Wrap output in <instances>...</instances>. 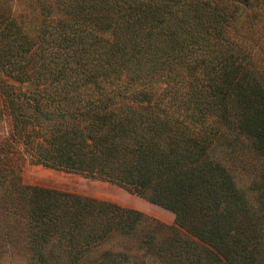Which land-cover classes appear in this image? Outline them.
Wrapping results in <instances>:
<instances>
[{
  "label": "trees",
  "instance_id": "16d2710c",
  "mask_svg": "<svg viewBox=\"0 0 264 264\" xmlns=\"http://www.w3.org/2000/svg\"><path fill=\"white\" fill-rule=\"evenodd\" d=\"M62 2L77 17L92 12L107 22L116 21L113 41L99 38V47L105 49L103 61L113 74L116 66L127 63L126 57L152 62L153 71L167 63L170 50L163 41L158 44L151 31L167 24L171 28V23L177 27L165 34L167 43L181 48L197 34L205 46L211 45L218 53L225 45L226 26L236 13L227 0ZM176 14L183 17L179 23ZM141 29L151 31L142 33ZM58 59V74L69 76L68 60ZM254 76L241 65L228 103H218L215 97L208 99L213 112L229 124V129L238 128L239 134L251 138L254 149L264 156V91ZM221 89H213V95L220 96ZM128 99L109 95L99 103H86L75 115L60 120L61 137L55 155L43 161L113 180L171 211L177 225L193 241L173 238L160 243L149 235L142 242L143 248L164 264H264V194L260 193L255 202L249 201L228 169L212 159L216 133L207 127L206 134L204 130L202 135L195 134L160 107L153 113L124 107L122 100ZM197 119L192 121L194 125L204 123L203 117ZM63 126L69 128L62 130ZM25 192L27 218L21 234L31 254L30 264H79L93 248L115 234H132L142 218V213L133 209L52 189L32 186ZM9 228L5 238L0 235L1 243L11 241ZM54 247L60 251L53 252ZM129 260L130 255L104 251L98 264Z\"/></svg>",
  "mask_w": 264,
  "mask_h": 264
},
{
  "label": "rangeland",
  "instance_id": "374dc122",
  "mask_svg": "<svg viewBox=\"0 0 264 264\" xmlns=\"http://www.w3.org/2000/svg\"><path fill=\"white\" fill-rule=\"evenodd\" d=\"M227 4L236 13L226 26L225 45L218 53L197 34L181 48L167 43L165 34L177 27L171 23V28L167 24L139 31H151L158 44L163 41L168 46L167 63L153 71L152 62L126 57L127 63L116 66L113 74L103 61L105 49L99 47V38L113 41L116 21L107 22L92 12L77 17L62 0H0V235L5 238L9 227L12 234L11 241L0 242V264L31 263L21 233L27 218L25 191L32 186L142 213L132 234H115L93 248L81 264H98L104 251L130 255L129 262L121 264H164L143 248L149 235L160 243L173 238L193 241L171 211L115 181L43 161L55 155L61 137L58 122L78 113L86 103H99L109 95L127 96V101L122 100L124 107L138 112L153 113L160 107L195 134L210 128L216 133L212 159L228 169L249 201L264 194V156L254 149L251 138L239 134L238 128L229 129L208 99L228 103L241 65L253 72L264 91V0H227ZM176 15L181 22L183 17ZM59 56L68 60L70 68L64 78L58 74ZM216 88H222L220 96L213 95ZM201 117L204 123H192ZM230 141L233 146L228 145ZM58 248H52L53 252Z\"/></svg>",
  "mask_w": 264,
  "mask_h": 264
}]
</instances>
